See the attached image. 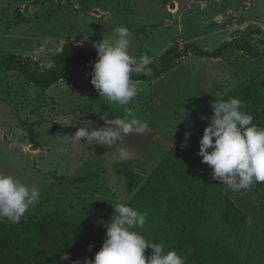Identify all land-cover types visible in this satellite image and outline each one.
Masks as SVG:
<instances>
[{
  "label": "rangeland",
  "instance_id": "obj_1",
  "mask_svg": "<svg viewBox=\"0 0 264 264\" xmlns=\"http://www.w3.org/2000/svg\"><path fill=\"white\" fill-rule=\"evenodd\" d=\"M117 26L133 33L131 55L148 54L157 65L167 49L186 43L214 51L238 39L262 49L264 0H0V57L22 55L43 70L66 42L95 49ZM91 72L73 63L43 90L19 71L0 70V171L41 189L22 218L95 207L90 231L101 232L123 201L147 213L145 226L165 252L194 264H264V183L228 189L197 155L207 126L201 117L212 115L213 100L239 97L264 127V56L237 48L219 58L188 53L161 76L133 81L140 91L128 107L149 128L130 138L129 161L115 148L71 137L90 122L102 127L104 118L123 116L118 104L100 98Z\"/></svg>",
  "mask_w": 264,
  "mask_h": 264
},
{
  "label": "clouds",
  "instance_id": "obj_2",
  "mask_svg": "<svg viewBox=\"0 0 264 264\" xmlns=\"http://www.w3.org/2000/svg\"><path fill=\"white\" fill-rule=\"evenodd\" d=\"M132 36L128 27L117 26L111 38H103L93 45L97 60L92 64L90 83L100 98L118 104L123 109V116L104 118L102 127H92L90 122L78 127L71 136L77 142H94V145L115 148L122 161L135 158L128 147L130 138L144 136L149 128L148 123L128 107L140 91L131 75L152 74L151 56L136 57L129 53ZM210 107L212 115L201 117L207 121V126L199 140L197 155L211 168L212 179L233 191L250 190L256 183H264V127L253 123L254 117L243 110V101L239 97L213 100ZM60 150L66 152L68 149ZM108 186H112L111 181ZM40 197L38 186L25 184L0 171V221L20 222L39 203ZM113 209L111 221L105 227L106 239L102 247L94 259L85 257L83 264H186V258L176 250L165 252L163 243L149 242L135 231L144 228L147 213L123 201L116 202ZM92 247L89 245L88 251ZM147 249H151V255H145ZM60 259L70 260V255L63 253ZM71 264H81V261L77 259Z\"/></svg>",
  "mask_w": 264,
  "mask_h": 264
},
{
  "label": "trees",
  "instance_id": "obj_3",
  "mask_svg": "<svg viewBox=\"0 0 264 264\" xmlns=\"http://www.w3.org/2000/svg\"><path fill=\"white\" fill-rule=\"evenodd\" d=\"M237 48L247 50L253 58L264 56V48L258 49L246 40L234 39L223 42L219 48L209 51L193 43L176 45L167 49L162 57V65L151 63V76L131 75L132 81H147L153 76H161L174 67L175 61L183 60L188 53L199 57L219 58L225 49ZM97 60V51L87 49L68 41L53 58L54 64L46 69H31V59L22 55L0 57V70H16L24 74L31 82L43 90H48L68 75L73 63H80L92 71V64ZM159 169V168H158ZM157 169V171H158ZM155 204L154 208H158ZM157 210L152 209L156 216ZM241 217L243 214L238 213ZM97 210L95 207H82L73 214L60 211H41L39 215L21 218L18 223L0 221V264H71L79 259L81 264L85 257L94 259L96 252L106 239L107 225L101 232L90 231L96 225ZM111 219L109 220V222ZM108 222V223H109ZM184 229L185 226H180ZM146 240L156 243L151 237L153 229L149 226L137 228ZM101 234V235H99ZM92 245L91 251L88 246ZM196 249V245H191ZM63 253L70 255V260L60 259ZM145 255H151L147 249ZM186 264H194L186 260Z\"/></svg>",
  "mask_w": 264,
  "mask_h": 264
}]
</instances>
